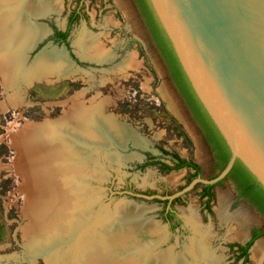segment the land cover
Returning a JSON list of instances; mask_svg holds the SVG:
<instances>
[{
	"label": "rangeland",
	"instance_id": "1",
	"mask_svg": "<svg viewBox=\"0 0 264 264\" xmlns=\"http://www.w3.org/2000/svg\"><path fill=\"white\" fill-rule=\"evenodd\" d=\"M54 1L56 10L36 19L46 33L27 52V64L54 51L58 58L66 55L70 68L17 82V73L0 65V264H87L96 249L101 263L106 253L111 264H210L197 256L199 244L214 257L213 264H243L232 245L246 244L253 230L264 226V217L238 199L229 180L214 188L211 212L198 184L173 203L184 221L173 232L163 221L164 203L130 195L171 196L190 185L192 172L186 168L163 169L161 163L172 164L164 151L200 165L205 180L215 172L212 154L134 1ZM79 8L68 45L55 43L53 31L66 30ZM86 35L100 45L104 61L85 58ZM79 108V116L90 109V117L116 119L131 135L119 143L110 134L112 143L104 146L89 140L74 121ZM32 126L40 132L35 133L40 145L55 155L46 179L39 181L49 192L38 185L28 189L27 176L19 170L15 137ZM90 131L100 134L96 125ZM57 186L61 195L54 200ZM126 210L132 215L124 221ZM48 214L36 228L35 222ZM247 264H264L263 237L250 248Z\"/></svg>",
	"mask_w": 264,
	"mask_h": 264
},
{
	"label": "water",
	"instance_id": "2",
	"mask_svg": "<svg viewBox=\"0 0 264 264\" xmlns=\"http://www.w3.org/2000/svg\"><path fill=\"white\" fill-rule=\"evenodd\" d=\"M149 2L232 156L216 178H197L171 196L130 195L173 202L199 183L224 180L237 160L264 187V0ZM125 204L138 208L135 203Z\"/></svg>",
	"mask_w": 264,
	"mask_h": 264
},
{
	"label": "bare ground",
	"instance_id": "3",
	"mask_svg": "<svg viewBox=\"0 0 264 264\" xmlns=\"http://www.w3.org/2000/svg\"><path fill=\"white\" fill-rule=\"evenodd\" d=\"M56 3L57 1L55 2L54 0H0V65L2 68H5V71L7 72H10L9 71V67H10L15 73H17L18 75V79H16L17 82H20L21 80L24 81L25 79L29 77L44 78L46 77L44 76V74L46 72H51V71L53 73L60 72V74H63L70 68V64L68 62L66 55L58 58L57 57L58 54L54 51L42 54L41 56L38 57V59L35 61L34 64H31V66H28L27 64L28 63L27 52L33 49L46 33L43 26L37 23L36 19L45 17L47 14H49L53 10L55 11L56 6H57ZM82 41H83L81 45L82 49L84 51L86 50L85 52H87L85 58L92 60L94 62L95 61L100 62V61L105 60L104 55L102 54L104 52L102 48L100 47V45L98 46L97 44L93 43L92 42L93 40L88 35H86V37ZM14 82L16 84H19L16 81ZM87 110L88 111L83 112L85 113V116H83L82 113H81L82 115L79 116L80 114L79 112L81 111L79 108V111H77L76 115H74L75 116L74 121L76 122L77 130L81 131L82 135H86V137L89 140L91 141L94 140V142H98L101 146H104L105 143L109 144V142H111L110 134L111 135L114 134L119 143H123L125 141V138H128L131 135L130 131L125 130L122 124L119 123L116 119L113 118L111 120L110 118L104 116L103 114L102 116L99 114H96L94 116L95 118H93V117H90L89 114L87 113L90 111V109H87ZM71 117H73V115ZM81 117H83L82 120H81ZM91 118L94 119L95 121H93ZM93 125L97 126V128L100 130L99 131L100 134L91 133L90 130ZM32 128L34 127L32 126L31 128H28L27 131L24 130L21 136L15 137L14 144L18 147V150H19L18 156H20L19 158L17 157V159H20L22 161L20 162L22 167L19 166L20 164L19 165L17 164L20 160H18V162L16 161V164L19 167H21L19 168V170H21V172L26 174L25 178L27 176L26 179H24V176H23L24 181L25 180L28 181L26 182V184L28 183L27 188L29 189L31 187H35L38 185L37 188L41 190L43 188H47V186L46 185L43 186V182L39 183V181H41V179L43 180L46 179V176H47L46 169L50 167L51 162L52 160H54L55 155L52 152H48L46 149H44L43 146L40 145V141L35 135V133H37L38 135L40 132L38 130L34 131ZM24 162H25V165H23ZM18 166L16 167V169L18 168ZM24 167H25V170L23 169ZM21 172H19V174ZM24 174H21V175H24ZM38 178H40V180H38ZM47 191L49 192L48 188H47ZM51 195L53 196L54 200H56L57 196L61 195L60 188L58 186L57 188L54 187ZM36 199L37 201L39 200V198H36ZM53 202L57 203L56 201H53ZM40 207L42 209V206L39 205L38 207L39 210L37 212L41 211ZM47 207L49 208V205ZM127 211L128 210L124 211L123 213L124 221L128 220L127 218L129 215H132L130 212L127 213ZM48 216L49 214L45 218H42L36 221L35 222L37 224L36 228H38L39 226H43L45 224L44 220L49 219ZM188 218H192L191 214ZM41 221L42 223L44 221V224H41L40 223ZM48 222L52 223L53 220L50 219ZM136 226L138 227V225ZM73 227L74 226L71 227V231H73L72 230ZM69 235L70 236L72 235L71 232L68 233L67 236ZM54 239H55L54 236L50 237V240L54 241ZM57 242L58 240L56 241V243ZM56 243L53 242V244L55 245ZM199 245H196V248H195V252L197 256L201 258L202 260L205 259L206 263L213 264L214 257H212V255H209L211 253L210 252L208 253L207 249L203 248L201 245L200 247ZM50 247H53V245ZM44 249H42V251ZM40 250L38 251L40 252ZM42 251L41 253H43ZM260 251L261 250H259L258 252ZM256 252H257V249H256ZM94 254H95L94 257L92 256L89 258V260L87 261L88 262L87 264H111V261H106V256H107L106 253L102 255L103 263H101L99 260V258L101 257L99 256L100 250L96 249L94 251ZM258 255L260 257V253ZM108 257L111 258V256H108ZM179 263H182V262H179Z\"/></svg>",
	"mask_w": 264,
	"mask_h": 264
},
{
	"label": "trees",
	"instance_id": "4",
	"mask_svg": "<svg viewBox=\"0 0 264 264\" xmlns=\"http://www.w3.org/2000/svg\"><path fill=\"white\" fill-rule=\"evenodd\" d=\"M140 7L144 16L147 19L152 32L157 40V43L163 53L165 54L170 67L172 69L173 76L176 80L179 89L185 98L188 107L192 111L195 119L198 121L203 131L205 132V136L207 141L211 144L212 150L215 152L217 158L220 163V171L219 174L224 171L231 159V151L226 144L224 138L220 134L219 130L211 120L210 116L198 100L195 95L184 71L181 68V65L175 55V52L162 29L154 10L149 2V0H138ZM78 13H80V8L75 12V16L71 20L73 23L78 17ZM70 33V29L66 32H58V35L62 37L61 43L65 42V39L68 38ZM182 72V73H181ZM164 155H168L169 153L164 151ZM173 157L179 162L174 166H169L163 164V169L167 171L180 170L184 167L190 166L196 169L197 173L195 174V178L200 175V167L194 163H188L185 161H181V159L177 155H173ZM225 179L232 180L237 188L239 193V197L245 199L253 208H255L261 215L264 217V187L258 182L255 176L246 168V166L240 161L237 160ZM222 183V182H220ZM213 186H209L206 190L205 197L208 198L205 208L209 212H211V201L213 199V194L211 193ZM181 198H177L173 202L169 201H160L164 203L163 208V221L166 222L169 226V232L175 231L178 227L183 225V220L179 218L178 212L172 207L173 203L178 202ZM172 204V205H171ZM177 220L176 224L173 222ZM261 237H264V231L258 232L255 231L253 238L246 244V246L242 245H232V248H237L240 259H243V264H247L249 262V250L255 243V241Z\"/></svg>",
	"mask_w": 264,
	"mask_h": 264
},
{
	"label": "flooded vegetation",
	"instance_id": "5",
	"mask_svg": "<svg viewBox=\"0 0 264 264\" xmlns=\"http://www.w3.org/2000/svg\"><path fill=\"white\" fill-rule=\"evenodd\" d=\"M133 1H134V4L136 5V8L138 9V11H139V13H140V16H141V18H142L144 24L146 25V28L148 29V32H149V34H150V37L152 38V40H153V42H154V44H155L157 50L160 52V55L162 56L164 62L166 63V67L168 68V72H169V75H170V81L172 82V84H173V86H174V88H175L177 94L179 95V97H180V99H181V102L184 104V107L186 108V110H187L189 116L192 118V120L194 121V123H195V124L197 125V127L199 128L200 133H201V135H202V139H203L205 145L209 148L210 153L212 154V158H213V162H214L215 172H214V174H213L210 178L213 177L212 179H214V178H216V177L219 175V171H220V163H219V159L217 158L215 152L212 150V146H211V144L207 141V138H206V136H205V132L203 131V129H202V127L200 126V124L198 123V121L195 119V117H194L192 111L190 110V108L188 107V104H187L185 98L183 97V95H182V93H181V91H180V89H179V86L177 85L176 80H175V78H174V76H173V73H172V69H171V67H170V64H169V62H168V60H167L165 54L163 53V51H162L161 48L159 47V45H158V43H157V40H156V38H155V36H154V33L152 32V29L150 28V25L148 24L147 19H146V17L144 16V14H143V12H142V9H141V7H140V4H139L138 0H133ZM77 10H78V9H76V10L73 12V14L71 15L70 20H69V27H68L66 30L61 31V30L55 29V30L53 31V41H54L55 43H61V42H63V41H62L63 39H62V37H60V36L58 35V32H62V33H64V32H66L67 30H69L70 26L73 24V23H71V20H72L73 17L75 16V12H76ZM80 12H81V10H80ZM79 14H80V13H78V16H79ZM77 20H78V17L76 18V20L74 21V23H75ZM62 44H66V45H68V38L65 39V42L62 43ZM181 73H182V72H181ZM173 155H177V154H168V155H164V156H166V157H167V156L169 157V158H167V159H168L169 162L172 163L171 165L168 164V163H161L160 165L162 166L163 164H166V165H169V166L174 167V166L179 162V160L175 159V158L173 157ZM177 156L181 159V161H185V162H188V163L191 162V163L197 164V163H195V162H193V161H191V160H185V159H183L182 157H180L179 155H177ZM197 165H198V164H197ZM162 167H163V166H162ZM199 167H200V175L197 176L196 178L194 177L195 174L197 173L196 169H194L193 167H190V166L184 167V168H186L188 171L192 172V176H190V178H189V182H188L187 185L191 184V183H192L195 179H197V178H203L202 168H201L200 165H199ZM184 168H182V169H184ZM212 179H210V180H212ZM227 180H229L230 182H232V183L235 185V183H234L232 180H230V179H224V180L220 181V182H222V183L219 182V183H217V184H213V185H206V184L199 183L198 186H202V187H203L202 190H201L200 198L206 200V202H207L208 198L205 197V193H206V190L208 189V187H209V186H213V188H212V190H211V193L213 194V193H214V188H215L217 185L224 184ZM235 186H236V185H235ZM181 197H182V196H181ZM238 199L247 202L245 199H242V198L239 197V193H238ZM166 201H168V200H166ZM169 202H170V201H169ZM211 202H212V201H211ZM247 203H248V202H247ZM248 204H249V203H248ZM171 205H172V204H171ZM205 205H206V203H205ZM250 205H251V204H250ZM172 207L174 208L173 205H172ZM174 209H175V208H174ZM253 209H255V208H253ZM175 210H176V209H175ZM255 210H256V209H255ZM256 211H257V210H256ZM257 212H258V211H257ZM258 213H259V212H258ZM260 214H261V213H260ZM178 216H179V214H178ZM179 218H180V217H179ZM181 219H182V217H181ZM182 220H183V219H182ZM175 223H177V220H175V221L173 222V224H175ZM183 224H184V221H183ZM181 226H183V225H181ZM255 231L263 232V231H264V226H263L262 228H255V229L253 230L252 238H253V236H254V234H255ZM252 238H251V239H252ZM261 238H262V237H261ZM263 238H264V237H263ZM251 239H250V240H251ZM250 240H249V241H250ZM257 240H258V239H257ZM249 241H248V242H249ZM248 242H247V243H248ZM247 243H246V244H247ZM246 244H244V245L240 244V245H242V246H246ZM238 245H239V244H238Z\"/></svg>",
	"mask_w": 264,
	"mask_h": 264
}]
</instances>
